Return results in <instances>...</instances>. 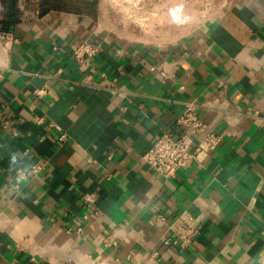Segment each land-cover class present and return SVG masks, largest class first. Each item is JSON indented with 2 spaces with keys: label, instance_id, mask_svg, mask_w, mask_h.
Segmentation results:
<instances>
[{
  "label": "crops",
  "instance_id": "obj_1",
  "mask_svg": "<svg viewBox=\"0 0 264 264\" xmlns=\"http://www.w3.org/2000/svg\"><path fill=\"white\" fill-rule=\"evenodd\" d=\"M39 1L18 0L0 27V264H264V0H235L164 44L105 28L100 2L40 15ZM86 40L102 45L97 73L71 57ZM195 100L223 141L165 179L143 155ZM183 211L203 218L181 253L162 239Z\"/></svg>",
  "mask_w": 264,
  "mask_h": 264
},
{
  "label": "built area",
  "instance_id": "obj_2",
  "mask_svg": "<svg viewBox=\"0 0 264 264\" xmlns=\"http://www.w3.org/2000/svg\"><path fill=\"white\" fill-rule=\"evenodd\" d=\"M3 7L0 2V12ZM39 12V11H38ZM40 14V13H39ZM102 50L100 42L83 41L71 51V57L76 64L90 73H97L95 61ZM54 51L59 52L58 46L54 47ZM106 76L103 73V77ZM117 81L116 79L113 82ZM46 89H37L36 93L42 95ZM203 106L199 101H191L186 105V109L178 119V132L176 136L170 133L163 132L153 141L149 150L143 155V160L148 166L158 175L165 179H172L177 172L189 165L196 163L200 167L204 166L210 159L212 153L221 145L223 135L215 131H207V125L200 116L199 109ZM42 123V119L37 121ZM204 133V137L197 141L195 136ZM65 135L60 136V141H64ZM41 170L40 165L34 164L31 168V173L37 174ZM97 201L96 193H85L82 197V202L92 208ZM97 214L98 211L96 210ZM84 219L88 215H84ZM155 218L158 222L168 223L167 214L163 211H157ZM201 215H194L188 211L181 212L176 218L175 224L170 225L171 232H167L162 239V245L166 247H175L181 253L185 252L193 243V239L198 232L202 222ZM77 231L81 232L82 227H78ZM113 246L118 245V241L114 237H109V241ZM149 259H157L159 256L158 250H153L146 253ZM145 255V256H146ZM134 257L127 256V260L123 262L116 258L112 263L108 261H99L92 259L91 264H132Z\"/></svg>",
  "mask_w": 264,
  "mask_h": 264
},
{
  "label": "rangeland",
  "instance_id": "obj_3",
  "mask_svg": "<svg viewBox=\"0 0 264 264\" xmlns=\"http://www.w3.org/2000/svg\"><path fill=\"white\" fill-rule=\"evenodd\" d=\"M234 1L99 0L105 28L133 40L158 44L188 38Z\"/></svg>",
  "mask_w": 264,
  "mask_h": 264
},
{
  "label": "trees",
  "instance_id": "obj_4",
  "mask_svg": "<svg viewBox=\"0 0 264 264\" xmlns=\"http://www.w3.org/2000/svg\"><path fill=\"white\" fill-rule=\"evenodd\" d=\"M0 1L4 7L3 19L0 21V27L5 30L17 22L18 0ZM98 4L99 0H40L39 13L43 15L51 10H57L95 15Z\"/></svg>",
  "mask_w": 264,
  "mask_h": 264
},
{
  "label": "bare ground",
  "instance_id": "obj_5",
  "mask_svg": "<svg viewBox=\"0 0 264 264\" xmlns=\"http://www.w3.org/2000/svg\"><path fill=\"white\" fill-rule=\"evenodd\" d=\"M144 20V19H143Z\"/></svg>",
  "mask_w": 264,
  "mask_h": 264
}]
</instances>
